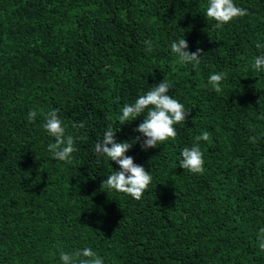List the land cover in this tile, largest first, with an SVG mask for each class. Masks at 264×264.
<instances>
[{
    "label": "trees",
    "instance_id": "16d2710c",
    "mask_svg": "<svg viewBox=\"0 0 264 264\" xmlns=\"http://www.w3.org/2000/svg\"><path fill=\"white\" fill-rule=\"evenodd\" d=\"M234 3L248 15L218 28L208 0H0V264H61L59 251L84 248L103 264H264V70L252 67L264 0ZM183 36L199 65L172 53ZM163 79L189 112L174 140L144 151L143 117L118 118ZM53 109L71 162L47 149ZM110 124L116 142L140 137L125 153L153 178L140 200L102 184L120 171L94 151ZM205 130V171L192 174L180 153Z\"/></svg>",
    "mask_w": 264,
    "mask_h": 264
},
{
    "label": "clouds",
    "instance_id": "9594fccd",
    "mask_svg": "<svg viewBox=\"0 0 264 264\" xmlns=\"http://www.w3.org/2000/svg\"><path fill=\"white\" fill-rule=\"evenodd\" d=\"M248 15L246 9L238 7L234 0H208L206 7V17L216 22V27H222L236 18ZM146 50H153V42L145 41ZM179 62L182 64L199 65L203 57L202 49L197 48L191 54L188 49L189 45L185 37L174 41L170 45ZM256 47L262 48L264 45L256 43ZM252 67L256 70H264V54L255 58ZM227 73H213L209 76L208 84L215 92L222 91V82L226 79ZM172 88L170 81L164 79L157 85L148 88L149 90L141 94L133 103H125L121 109L119 121L121 125L132 122L133 120L143 117L142 123L134 129L144 137L142 150L147 151L150 148H157V145L169 139H175L177 136V124L184 123L189 111L177 99L169 96L167 93ZM37 111L31 110L28 113L29 122H35ZM73 128H84L85 122H74ZM44 130L55 138L54 143H49L48 151L54 159L71 162L72 154L77 151L74 146V137L66 135L65 127L58 116V110L53 109L46 114L43 124ZM113 126L108 125L103 134V138L95 145V153L98 157H107L109 161L115 162L120 171H113L107 176L102 183L110 190L127 194L135 200H140L142 195L152 181L150 172L137 164H134L133 158L126 156L125 153L135 144L140 142V137L133 141L116 142L114 139ZM211 133L202 131L200 135L194 137V143L191 148L185 147L181 153L179 167L187 169L192 174H203L204 159L203 152L200 149V141H210ZM250 142H255L250 138ZM258 245L261 251H264V227L259 229ZM61 264H103V259L99 257L91 248L74 250L71 253L59 251Z\"/></svg>",
    "mask_w": 264,
    "mask_h": 264
}]
</instances>
